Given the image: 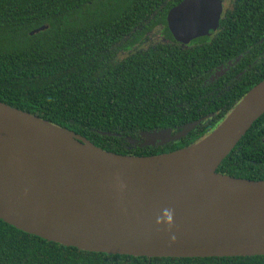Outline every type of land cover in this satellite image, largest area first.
I'll use <instances>...</instances> for the list:
<instances>
[{
  "label": "trees",
  "instance_id": "16d2710c",
  "mask_svg": "<svg viewBox=\"0 0 264 264\" xmlns=\"http://www.w3.org/2000/svg\"><path fill=\"white\" fill-rule=\"evenodd\" d=\"M180 1L0 0V101L116 153L155 155L198 141L264 79V0H229L218 29L187 46L174 40L167 22ZM132 30H162L172 42L122 56ZM219 66L229 69L213 79ZM205 116L179 140L141 145V132L176 131ZM263 138L264 113L217 171L264 180ZM0 264H264V255L108 254L0 219Z\"/></svg>",
  "mask_w": 264,
  "mask_h": 264
},
{
  "label": "water",
  "instance_id": "95a60500",
  "mask_svg": "<svg viewBox=\"0 0 264 264\" xmlns=\"http://www.w3.org/2000/svg\"><path fill=\"white\" fill-rule=\"evenodd\" d=\"M223 10V0H181L167 15L168 27L185 45L214 33ZM263 113L264 79L198 141L130 155L0 101V219L50 241L108 254L264 255V180L217 171ZM206 118L176 131L141 132V145L179 140Z\"/></svg>",
  "mask_w": 264,
  "mask_h": 264
},
{
  "label": "flooded vegetation",
  "instance_id": "af4514ba",
  "mask_svg": "<svg viewBox=\"0 0 264 264\" xmlns=\"http://www.w3.org/2000/svg\"><path fill=\"white\" fill-rule=\"evenodd\" d=\"M132 33H129L128 35H125L123 39H126L129 37V42L131 43V47L127 50L120 51V55L125 56L126 54H130L132 52H141L142 50H146L149 47L157 46L159 43L168 44L172 42V39L167 38L163 33L162 30H139L137 33H135L136 30H132ZM172 34V33H171ZM175 40V39H174ZM176 41V40H175ZM192 41V40H191ZM191 41L188 43L190 44ZM181 46H187L184 45L178 41ZM224 66H219V68L215 71V75L217 71L224 70ZM213 75L212 77H214ZM144 139L140 140L141 143H143Z\"/></svg>",
  "mask_w": 264,
  "mask_h": 264
},
{
  "label": "rangeland",
  "instance_id": "374dc122",
  "mask_svg": "<svg viewBox=\"0 0 264 264\" xmlns=\"http://www.w3.org/2000/svg\"><path fill=\"white\" fill-rule=\"evenodd\" d=\"M228 3H229V0H223L224 7H225V5H228Z\"/></svg>",
  "mask_w": 264,
  "mask_h": 264
}]
</instances>
